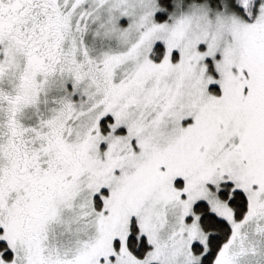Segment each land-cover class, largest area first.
Here are the masks:
<instances>
[{
    "label": "snow or ice",
    "instance_id": "6c2138e0",
    "mask_svg": "<svg viewBox=\"0 0 264 264\" xmlns=\"http://www.w3.org/2000/svg\"><path fill=\"white\" fill-rule=\"evenodd\" d=\"M0 264H264V0H0Z\"/></svg>",
    "mask_w": 264,
    "mask_h": 264
}]
</instances>
